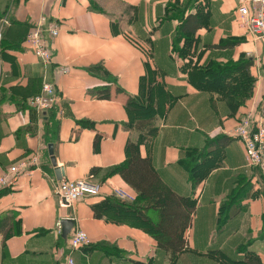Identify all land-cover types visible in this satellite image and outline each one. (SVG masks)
I'll list each match as a JSON object with an SVG mask.
<instances>
[{
  "label": "crops",
  "instance_id": "obj_1",
  "mask_svg": "<svg viewBox=\"0 0 264 264\" xmlns=\"http://www.w3.org/2000/svg\"><path fill=\"white\" fill-rule=\"evenodd\" d=\"M176 1L0 0V16L8 20L1 27L0 41V177L13 165L38 158L34 170L0 187V264H67L68 260L73 264H167L148 234L94 219L91 211L115 191L135 198L118 176L102 177L105 170L125 161L128 134L124 125L129 119L123 106L128 97L138 94L145 74L144 52L132 42L150 50L151 66L162 74L165 91L175 99L160 119L152 142L140 146V155L150 158L174 193L196 200L186 232L191 252L182 254L176 264H217L206 256L214 250L242 259L236 255L239 248H246L264 264L263 181L256 169L246 166L242 143L227 135L254 102L264 100V45L241 26L238 0H178L181 5L187 2L185 16L195 13L196 2L203 3L208 13L207 26L195 35L199 43L193 62L198 68L227 66L240 57L253 62L250 70L257 80L253 96L230 115L221 80H207L195 89L172 54L179 23L163 18L168 5ZM41 17L59 29L48 44V65H42L24 44ZM59 68L67 72L58 74ZM101 71L120 89L111 86L108 101L92 95L108 85L99 77ZM44 79L59 95L52 136L46 124L49 115L41 117L24 105L40 94ZM260 118L264 123V117ZM220 136L230 139L222 166L192 189L179 165L185 150L201 149L207 140ZM55 168L63 169L61 181L94 179L100 195L65 207L53 194L55 184L61 182ZM92 169L99 173L91 174ZM221 206L236 212L218 230ZM64 219L74 222L67 238L58 229ZM9 229L15 231L4 236ZM76 230L86 234L89 244L71 251L69 241Z\"/></svg>",
  "mask_w": 264,
  "mask_h": 264
},
{
  "label": "trees",
  "instance_id": "obj_2",
  "mask_svg": "<svg viewBox=\"0 0 264 264\" xmlns=\"http://www.w3.org/2000/svg\"><path fill=\"white\" fill-rule=\"evenodd\" d=\"M186 3L181 5L177 0L168 5L163 18L179 23L172 54L183 64L182 73L187 76L188 83L195 89H200L207 80L219 78L221 88L225 91L222 96L223 100L227 102L230 115H233L232 113L244 106L245 102L250 101L253 96L257 82L250 70L253 62L240 57L237 63H230L227 66L209 64L198 68L197 62H193L199 43L195 35L207 26L208 13L203 3L197 4L196 2L195 13L188 12L185 16ZM91 9H94L93 5ZM180 42L181 45H179ZM132 44L144 52L145 74L139 81L138 94L128 97L123 106L129 119L124 125L128 134L125 161L105 170L102 177L105 179L118 176L134 193L135 198L132 203H126L113 196L106 197L100 203L93 205L91 211L94 219H103L112 224L128 225L142 230L152 237L157 252L162 255V260L167 264H176L182 254L191 252L187 245L186 232L191 225L196 200L193 196L184 197L174 193L158 176L150 158L140 155V146L152 142L158 133L160 119L164 117L167 108L174 104L175 99L165 91L161 81L162 74L151 66L150 50L140 47L138 43L132 42ZM99 77L105 79L108 85L92 91V95L98 101H108L111 97V86L116 88V84L112 77L102 71L99 72ZM116 90L120 89L117 87ZM263 104L264 100L254 102L252 108L254 120H258L261 116L264 117ZM24 105L29 108L26 102ZM56 113L55 108L46 113L50 118L46 124L50 125L48 131L51 132V136L57 128V120L53 119ZM81 125H83L82 122ZM229 140L225 136H220L207 140L201 149L185 150L184 158L180 160L179 165L186 171L192 189L195 190L210 172L222 166L225 145ZM256 170L260 173L258 169ZM96 172L99 173L97 169L91 170V174ZM261 193L264 196V191ZM233 209L225 210L223 206L220 207L217 219L218 230L236 212ZM262 219L264 221V213ZM11 231L15 229H9L4 236L7 237ZM16 233L17 231L14 234ZM236 255L244 256V258L231 259L218 250L208 251L206 254L217 264H260L258 258L247 252L246 248L237 249ZM130 264L137 263L131 262ZM148 264L153 263L150 261Z\"/></svg>",
  "mask_w": 264,
  "mask_h": 264
},
{
  "label": "built area",
  "instance_id": "obj_3",
  "mask_svg": "<svg viewBox=\"0 0 264 264\" xmlns=\"http://www.w3.org/2000/svg\"><path fill=\"white\" fill-rule=\"evenodd\" d=\"M236 12L241 26L264 45V0H238ZM58 33L59 29L54 23L41 17L26 34L24 44L42 65L50 63L51 54L48 44L58 36ZM261 71L264 77V64L261 65ZM66 72L65 69L59 68L57 73L65 74ZM45 80L42 82L40 94L27 100L28 107L41 117L59 106V95L55 86ZM227 135L242 143L246 166L260 171L264 185V123L262 118L254 120L253 112L250 110L241 117L236 127ZM37 166V157H33L28 163L23 161L13 165L0 177V187H8L12 179L28 173L30 169L34 170ZM53 194L62 205L69 208L83 198L100 195V185L88 179L61 181L55 184ZM113 197L126 203L133 201L132 197L122 191H115ZM58 229H60L59 224ZM69 244L70 250L74 251L88 245L89 241L85 233L76 230L72 233ZM67 264H73L72 260H68Z\"/></svg>",
  "mask_w": 264,
  "mask_h": 264
},
{
  "label": "water",
  "instance_id": "obj_4",
  "mask_svg": "<svg viewBox=\"0 0 264 264\" xmlns=\"http://www.w3.org/2000/svg\"><path fill=\"white\" fill-rule=\"evenodd\" d=\"M49 152L51 151V145H48ZM54 173L56 179L58 181L62 180L63 177V169L62 168H55ZM74 227V222L71 219H64L60 222V233L63 238H67L69 233L72 231Z\"/></svg>",
  "mask_w": 264,
  "mask_h": 264
},
{
  "label": "rangeland",
  "instance_id": "obj_5",
  "mask_svg": "<svg viewBox=\"0 0 264 264\" xmlns=\"http://www.w3.org/2000/svg\"><path fill=\"white\" fill-rule=\"evenodd\" d=\"M7 24H8L7 17H6V15L3 14L2 16H0V39H1V27H5ZM88 180L91 181V179H88ZM91 182L94 184H96V183L98 184V182L94 181V179Z\"/></svg>",
  "mask_w": 264,
  "mask_h": 264
}]
</instances>
